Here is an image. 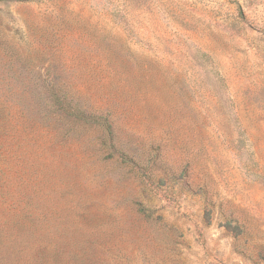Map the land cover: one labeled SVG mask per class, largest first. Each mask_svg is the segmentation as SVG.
<instances>
[{
  "label": "rangeland",
  "instance_id": "obj_1",
  "mask_svg": "<svg viewBox=\"0 0 264 264\" xmlns=\"http://www.w3.org/2000/svg\"><path fill=\"white\" fill-rule=\"evenodd\" d=\"M0 264H264V0H0Z\"/></svg>",
  "mask_w": 264,
  "mask_h": 264
},
{
  "label": "trees",
  "instance_id": "obj_2",
  "mask_svg": "<svg viewBox=\"0 0 264 264\" xmlns=\"http://www.w3.org/2000/svg\"><path fill=\"white\" fill-rule=\"evenodd\" d=\"M26 1V0H23ZM55 86H51V95L47 97L45 105L49 111L58 118L69 124H80L95 130L98 134L99 148L106 153L107 157H115L122 162L136 165L132 155H128L118 148V134L110 118V112L100 108L84 107L81 102L71 95L57 93ZM143 167L140 165L139 169ZM147 180H151L149 174H141ZM139 210H146L148 207L138 203Z\"/></svg>",
  "mask_w": 264,
  "mask_h": 264
}]
</instances>
